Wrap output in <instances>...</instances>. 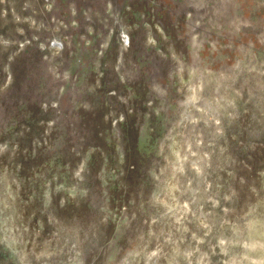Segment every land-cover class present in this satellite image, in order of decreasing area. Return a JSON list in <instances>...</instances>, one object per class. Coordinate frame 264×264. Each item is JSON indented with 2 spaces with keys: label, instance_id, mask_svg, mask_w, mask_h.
<instances>
[{
  "label": "rangeland",
  "instance_id": "374dc122",
  "mask_svg": "<svg viewBox=\"0 0 264 264\" xmlns=\"http://www.w3.org/2000/svg\"><path fill=\"white\" fill-rule=\"evenodd\" d=\"M0 264H264V0H0Z\"/></svg>",
  "mask_w": 264,
  "mask_h": 264
},
{
  "label": "water",
  "instance_id": "95a60500",
  "mask_svg": "<svg viewBox=\"0 0 264 264\" xmlns=\"http://www.w3.org/2000/svg\"><path fill=\"white\" fill-rule=\"evenodd\" d=\"M50 45H53V44H50ZM40 46H41V49H42V45H40ZM58 46H61V45L59 44Z\"/></svg>",
  "mask_w": 264,
  "mask_h": 264
}]
</instances>
